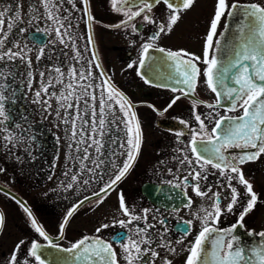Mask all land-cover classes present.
<instances>
[{
  "label": "flooded vegetation",
  "instance_id": "obj_1",
  "mask_svg": "<svg viewBox=\"0 0 264 264\" xmlns=\"http://www.w3.org/2000/svg\"><path fill=\"white\" fill-rule=\"evenodd\" d=\"M216 2L217 0H195L190 9H181L180 19L172 27V31L160 34L154 41L149 38L157 31L156 25L144 23L142 16L133 21L137 26V33H133L130 27H115L126 17L123 16V12H116L112 8L111 0H88V6L94 17L91 24L88 23L83 11L82 0H76L79 11L65 2L64 7L72 12L74 22L72 31L83 57L82 63L87 67V61L91 59L92 52L96 53L99 59L95 63L102 65V70L106 73L105 78H110L130 100L143 132L142 148L134 166L126 177L114 186V190H109L106 195L102 194L103 200L100 202L101 197L94 196L93 193L99 191L108 179L111 172L110 165L105 164L107 171L104 172L103 180L93 182L90 175L85 172L80 179H89L88 185L74 184L72 189L65 191L62 185L69 182L68 177L64 176L65 170L67 168H71L73 172L79 170L78 163L68 159L69 153L73 156L77 155L76 145L70 139L71 124L63 123L65 115L63 109H60V118H57L56 112L59 105L55 97L49 101L51 108L47 112L44 111L46 105L42 107L41 104L33 103L35 92L40 90V70L44 71V81L47 82L49 78L58 75L53 70L54 67H60L67 74L71 66L79 68L80 64L71 60L74 55L71 48H65L58 41L55 44L52 43L56 40L54 34L43 35L36 32L37 27L44 29L51 24L39 15L43 12L42 8H39L36 19L33 20L31 9L38 0H0V11L6 12V22L14 17L16 11L21 12V19L13 28L10 39L18 42L21 48L27 44L32 49L30 57L34 77L33 83L29 86L26 64L16 60L7 65L8 72L12 74L5 81L9 84V89L5 92L9 99L4 102L6 112L10 116L7 125L14 135L22 136L24 140L17 144L13 151L0 147V169H3L0 172V212L5 217L3 230L0 231V264H8L17 245H20L17 254L18 264H23L25 259L29 261V264H36L34 258L28 254V249L34 241L42 246L40 254L45 264H82L81 261L74 259L72 253L61 251V249L71 247L73 243L85 236H99L107 242H112L119 258L121 251L119 244L111 238L119 233H127L130 229L144 227L143 222H133L128 225V228H121L116 223L120 219H128L119 209V193L123 194L130 208H135L136 214L143 215L142 210H148L147 222L156 225L149 230L150 232L164 231L158 219H153L154 216L166 219L168 226L166 239L171 242L177 254L171 255L166 249L153 243L152 247L160 254L159 258L155 259V264H164L165 256H168L173 264H184L188 255L185 249L200 228V223L195 217L202 214V207H209L210 201L208 198L197 197L191 187L184 192L172 186V183L177 182L176 176H179L182 181L184 175L183 171H177L179 164L174 157L178 154L174 149H183L184 144L190 143L191 137L195 134L190 129L199 128L194 120L193 112L201 114L202 118L208 112L219 111L221 115L231 116H239L242 112L238 110L227 113L226 109L230 105L223 101L218 109L206 107L209 103L215 104L216 99L215 94L204 82L202 73L205 66L199 61H195L201 68L195 92L185 95L190 91L187 86L169 78L175 77L172 62L165 59L164 53L155 49L163 47L166 51L183 50L199 56L202 61L205 36L214 15ZM228 3L229 5L233 3L264 5V0H228ZM9 9L11 10L7 11ZM168 14L166 7L158 4L154 6L150 15L157 23L167 24ZM242 23L241 16L235 14L230 16L227 11L225 12L218 26L217 36L214 38V43L217 39L220 41V50L214 51L218 59L227 61L232 50L238 49L241 40L238 29ZM89 34L93 37L94 45L87 44ZM149 42L153 44V48L149 50L150 59L145 61V68L140 69L138 61L142 51L141 46ZM41 46H45V55L38 62L37 54ZM86 46L90 49L89 51H84ZM95 63L92 65L93 75L96 77L93 83L101 84L102 79L99 76L101 69L95 68ZM129 64H133L134 67L130 68ZM138 73H142L143 78ZM145 80L149 82L145 83ZM53 83L55 84V80ZM51 91H55L58 95L62 91V86L55 84V88L50 89ZM96 94L99 95V89L96 90ZM176 96L181 98L171 108H167ZM42 99L47 100L48 97L42 96ZM193 101H199L195 109L192 106ZM72 115L74 112L70 109L69 117L71 118ZM85 119L89 117L86 116ZM180 120H185L188 126L180 124ZM205 123L211 131L212 122L206 120ZM16 124H20V128H16ZM177 132H184L185 135L177 137ZM2 135L3 133H0V137ZM109 136L123 138L124 131H116L115 126H112ZM30 137L32 139L29 154L24 149L29 147ZM105 139L107 140L108 137ZM180 140L183 144L178 142ZM2 143L0 139V144ZM70 143H73L72 149L68 147ZM109 147L114 146H106V152ZM89 151L92 152L93 149ZM188 154L194 159L190 151ZM226 154L244 153L239 149L229 148ZM16 157H20V160ZM103 159L107 160V155ZM89 166H91L90 163ZM169 168L176 175L170 174ZM241 168L245 178L253 184V190L258 196L257 204L245 217L243 227H238L235 232L241 240V246L247 248L258 244L262 239L258 235H249V232L255 234L264 231V154L256 161L245 163ZM208 173V179L202 183L205 191L211 188L209 197L216 191L227 195V192L218 187L219 184L224 183L220 174L210 166ZM233 185L240 192L241 199H246L245 188L238 185L236 181H233ZM85 197H91V199L85 200ZM188 198L192 200L190 208L184 206ZM81 200H84V203L71 218H68L69 222L64 226L61 235L60 229L67 218L68 210ZM226 203V200L222 201V206ZM22 204L31 210L33 217L56 247L49 246L48 241L35 232L28 214L21 207ZM242 207L241 204L234 208V214L223 215L219 227L229 228L234 225ZM187 220L193 221L191 233L185 235L177 232V224ZM104 224H109L110 227L97 233L96 230ZM180 240H183V243H177ZM21 241L24 243L21 244ZM145 259L147 260L148 257ZM121 264H124L122 260Z\"/></svg>",
  "mask_w": 264,
  "mask_h": 264
},
{
  "label": "snow or ice",
  "instance_id": "obj_2",
  "mask_svg": "<svg viewBox=\"0 0 264 264\" xmlns=\"http://www.w3.org/2000/svg\"><path fill=\"white\" fill-rule=\"evenodd\" d=\"M65 2L71 5L74 10L79 11L76 7V0H38L31 12L33 20H35L39 8L43 9L39 15L44 20L50 21L51 24L44 29L37 27L36 32L43 35L54 34L56 40L52 43L55 44L58 41L65 48H71L74 53L71 60L79 63L80 67L71 66L68 73L65 74L60 67L56 66L53 70L58 75L49 78L47 82L44 81V71L40 70V90L35 92L33 103L41 104L42 107L46 105L44 111L47 112L51 108L49 101L55 97L59 105L56 112L57 118H60V109H63L65 113L63 123L71 124L70 139L76 145L77 155L73 156L69 153L68 159L77 162L79 170L76 172H73L71 168L65 170L64 176L69 179L66 185H62L65 191L72 189L74 184L88 185L89 179H80L85 172L90 175L93 182L103 180L104 172L107 171L105 164L110 165L111 172L108 179L99 191L93 193L94 196L101 197L100 202H102V194L106 195L109 190H114V186L122 181L134 166L142 148L143 132L130 100L110 78H105L106 73L102 70V65L95 63L99 59L96 53L92 52L91 59L87 61V67L82 63L83 57L72 31L74 27L72 12L64 7ZM82 2L87 21L91 24L94 17L88 6V0H82ZM194 3L195 0H111L112 8L116 12H123V16L126 17L115 27H130L133 33H137V26L133 21L142 16L144 23L156 25L157 31L149 38L151 41L158 39L162 33H170L172 27L180 19L181 9L188 10ZM158 4H163L169 13L167 24L157 23L150 15L154 6ZM226 11L230 16L234 14L241 16L243 23L238 29L241 37L238 49L234 48L227 61H223L214 54V51L220 50V41L217 39L214 43V38L217 36L218 26ZM65 13L67 14L65 15ZM5 16L6 12L0 11V65H3L0 67V133H3L0 137L3 141L0 147L13 151L17 144L23 142L24 137L14 135L7 125L10 116L6 112L4 102L9 99L5 95L9 84L5 81L8 80L9 75H12L8 72L7 65L16 60L26 64L29 86L33 83L34 77L30 57L32 49L27 44L21 48L18 42L10 39L13 28L21 19V12L16 11L14 17H11L7 22ZM75 26L78 27V25ZM87 44L94 45L91 34L88 35ZM45 46L38 49V62L44 58ZM141 48L138 67L144 69L145 61L150 59L149 50L153 48V44L151 42L144 43ZM89 50L87 46L84 48V51ZM155 50L164 53L165 59L172 62L175 77L170 76L169 78L174 79L178 84L187 86L190 91L185 95L195 92L201 75V68L195 61H199L205 66L202 73L205 78L204 82L207 88L215 94L216 99L215 104L209 103L206 107L218 109L223 101L230 105L226 109L227 113L238 110L242 112L239 116L221 115L219 111L208 112L204 114L203 118L201 114L193 112L194 120L198 123L199 128L190 129L195 134L191 137L190 143L184 144L183 149H174L178 154L174 157L179 164L177 171H183L184 175L182 181L179 176H176L177 182L169 183L184 192L188 187H191L197 197L208 198L210 201L209 207H202V214L195 217L200 223V228L190 245L185 249L188 255L184 264H264V231L255 234L249 232V235H258L262 239L258 244L247 248L241 246V240L235 234L238 227H243L245 217L254 209L258 201L253 184L245 178L241 166L247 162L256 161L264 154V5L256 3L229 5L228 0H217L214 15L205 36L202 61L199 56L183 50L166 51L163 47H157ZM93 63H95V68L101 69L99 72L102 79L101 84L93 83L96 79L92 71ZM129 67H134V65L129 64ZM138 74L143 78L142 73ZM53 80H55V84L62 86V91L58 95L55 91L50 92V89L55 88ZM148 82L145 80V83ZM97 89H99V95L96 94ZM42 96H47L48 99H42ZM180 98V96H176L172 99L167 108H171ZM198 103L199 101H193L194 109ZM149 107L153 106L149 105ZM70 109L74 112L71 118L69 117ZM86 116L89 119H85ZM206 120L213 124L211 131L205 123ZM179 123L188 126L185 120H180ZM112 126H115L116 131H124L123 138L109 136ZM15 127L20 128V124H16ZM176 135L183 137L185 133L177 132ZM105 137L108 139L106 140ZM31 139L30 137L28 141L29 147L24 149L29 154ZM178 142L183 144L182 140ZM73 143L68 145L69 149L73 148ZM80 145H84V147H80ZM106 146L114 147H109L106 152ZM229 148L239 149L244 154L228 155L226 152ZM89 149H93V151L90 152ZM253 149L255 151H249ZM189 151L194 159L189 156ZM80 153L82 155H79ZM106 155L107 160L103 159ZM16 159L20 160V157H16ZM86 162H89L91 166ZM209 166L215 169L224 180V183L219 184L218 187L227 192V195L216 191L212 192L209 197L211 188L204 190L202 182L208 179ZM2 171L3 169H0V172ZM168 171L170 174L176 175L172 173L171 168ZM193 181L195 183H192ZM233 181L245 188L246 199H241V194L233 185ZM90 199L91 197H85V200ZM225 200L227 203L222 206V201ZM118 201L120 211L125 217H128L127 220L120 219L116 222L121 228H128V225L133 222L144 223L143 228L130 229L127 233H119L111 238L112 241L119 244L121 250L119 258L113 243L107 242L99 236H85L73 243L71 247L61 249V251L72 253L74 259L81 261L82 264H121V260L124 264H155V259L159 258L160 254L152 247L153 243L166 249L171 255L177 254L171 242L166 239L168 226L165 218L153 217V219H158L164 231L152 233L149 230L155 228L156 225L147 222V209L142 210L143 215L136 214L135 208H130L126 204L122 193L118 194ZM83 203L84 200H81L68 210L67 218L63 221L60 229L61 235L64 226L69 222L68 218H71ZM241 204L243 205L242 211L237 216L236 223L229 228H220L221 217L225 214H234V208ZM191 205L192 200L188 198L187 204L184 206L190 208ZM21 207L28 214L35 232L48 241L49 246L56 247L43 227L33 217L31 210L23 204ZM4 222V214L0 212V231L3 230ZM192 225V220L181 221L177 224L176 230L188 235L192 231ZM109 227V224H104L96 231L99 233ZM23 243L21 241V244ZM177 243H183V240L177 241ZM19 248L20 245H17L13 250L8 264H18ZM41 249L42 246L35 241L28 249V254L34 258L36 264H45L41 258ZM146 257H148L147 260ZM23 264H29V261L25 259ZM164 264H173V262L168 259V256H165Z\"/></svg>",
  "mask_w": 264,
  "mask_h": 264
},
{
  "label": "water",
  "instance_id": "obj_3",
  "mask_svg": "<svg viewBox=\"0 0 264 264\" xmlns=\"http://www.w3.org/2000/svg\"><path fill=\"white\" fill-rule=\"evenodd\" d=\"M55 256H57V255H55ZM50 257V256H49ZM54 257V256H53ZM56 258H58V256L56 257Z\"/></svg>",
  "mask_w": 264,
  "mask_h": 264
}]
</instances>
